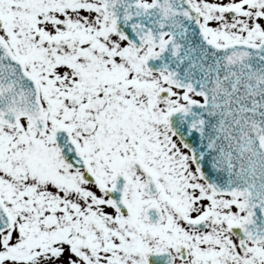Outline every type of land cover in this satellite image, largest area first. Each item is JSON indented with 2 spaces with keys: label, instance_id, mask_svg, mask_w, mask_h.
<instances>
[{
  "label": "snow or ice",
  "instance_id": "snow-or-ice-1",
  "mask_svg": "<svg viewBox=\"0 0 264 264\" xmlns=\"http://www.w3.org/2000/svg\"><path fill=\"white\" fill-rule=\"evenodd\" d=\"M0 264H264V0H0Z\"/></svg>",
  "mask_w": 264,
  "mask_h": 264
}]
</instances>
